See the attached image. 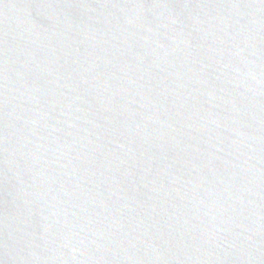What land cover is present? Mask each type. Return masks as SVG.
Returning a JSON list of instances; mask_svg holds the SVG:
<instances>
[{
	"label": "water",
	"instance_id": "1",
	"mask_svg": "<svg viewBox=\"0 0 264 264\" xmlns=\"http://www.w3.org/2000/svg\"><path fill=\"white\" fill-rule=\"evenodd\" d=\"M0 264H264V0H0Z\"/></svg>",
	"mask_w": 264,
	"mask_h": 264
}]
</instances>
